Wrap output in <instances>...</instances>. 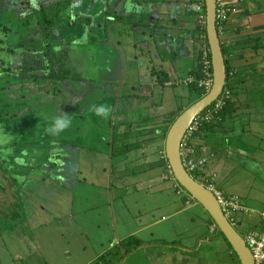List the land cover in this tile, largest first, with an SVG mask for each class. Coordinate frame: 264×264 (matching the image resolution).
I'll return each mask as SVG.
<instances>
[{"label":"rangeland","instance_id":"obj_1","mask_svg":"<svg viewBox=\"0 0 264 264\" xmlns=\"http://www.w3.org/2000/svg\"><path fill=\"white\" fill-rule=\"evenodd\" d=\"M40 1L42 0H0V187H5L3 191L0 189V264H98V257L108 251H123L121 243L127 239H121L136 226L137 220L133 216L137 214V211L142 213L143 220L148 218L152 223L156 222L157 227L153 229V225H151L145 232L141 231L138 236H143L146 244L143 242L145 245L143 244V247L135 251L132 250L133 253L128 256L126 261L121 257L116 264H151L149 260L153 258V251H162L161 247H158L161 242L159 241L157 244L153 239L159 237L172 239L173 233L170 235L172 237H167L164 233L165 228L173 227L170 225L172 222H174V226L182 229L183 235L181 236L188 238H181L183 247L189 251H197L189 256L191 264H201L197 260L205 254V251L208 253L204 257L207 264L209 262L222 263L223 260L220 259L224 253L230 251L223 238L220 243L213 244L214 247L206 248L205 243H197L198 239H189L190 235L205 236L201 234L205 231L208 232L207 227L210 224L209 215L197 201H195L194 207L188 206L189 208L183 209V213L172 214L171 207L174 203L182 207L184 204L183 197L176 192L180 186L174 181L175 179L170 177L169 165L166 167L165 157H161L163 145L154 148L153 155H159V158L153 159V165L147 162L150 166L148 169L144 163L139 165L141 158L137 154L132 155L134 151L128 155L110 157L111 133H115L119 138L124 134H128L129 137L132 134L129 127L132 126H141L145 130L154 129L155 131L157 127L149 128L147 123L151 122L150 119L154 112L169 128L171 125L169 119L173 115L168 111L174 110L176 118L179 113L178 107L184 109L198 99V94L194 93L188 84L195 81L199 63L202 65L204 75L208 72L212 79L213 73L210 71L212 63L209 62L208 68L205 66L204 55L205 53L208 55L209 49L205 40L204 20L198 21L197 17L195 6L197 0H189L197 19L194 35L190 37L195 47L194 68L186 77L192 81L184 83L186 78L185 81L179 80L178 82H183L185 85L169 89L167 96H163L168 101L169 107L166 108L169 110L163 108L157 111L153 105L154 110L151 109L140 115L143 120L133 123L126 122V125L127 123L131 125L126 129L122 128L121 132H117L115 126L112 130L110 125L111 129L104 136L106 137V146L109 148L105 150L100 145L99 139L93 138L99 137L102 133L101 125H98L94 117L98 115L96 109L106 106L107 99L116 98L114 95H120L117 100L119 106H122L124 98L122 95L127 93V89H131L128 82H134L132 85H135L139 76L135 72L129 71L124 76L125 73L119 72L115 64L109 63L107 67L104 61L108 59L110 62V58L117 55V50L112 48L113 50L109 51L108 48L106 52L103 45L101 50L100 47L97 50L95 61L84 62L81 59V63H87V70L79 72L78 67L76 69L77 65L70 64L66 60L71 55L72 59L77 61L75 59H79L86 51V41L78 47L79 41L75 36L71 37L69 41L54 40V43L58 41L57 43L61 44L56 49L59 61L53 62V71L45 69L46 62L39 64V66L41 65L40 70L32 69L36 61L34 55L37 52L35 50H33V57L28 59L29 65H26L25 56L29 55L31 46H37L38 51H41L49 42L47 38L49 32L45 34L41 31L36 22L35 15L41 4ZM86 31L84 28L81 32V39H85ZM77 34L79 33L74 35ZM136 38L137 34L135 33L121 36L120 44L123 49H126L127 57L131 56L133 49L138 51L140 48V43L135 42ZM73 50L76 52H72ZM97 55H99L98 58ZM142 64L141 62L140 65L142 66ZM68 65H71L69 69H67ZM111 70H114V73H111ZM193 71H195L194 74H192ZM55 73L59 78L62 77V84L66 85L65 79L70 81L69 84L71 80L76 84L71 88L75 93V99L78 102L88 99L91 110L87 113L84 106L77 105L80 118L74 119L73 116L69 118L67 115L71 124L58 134L61 143L59 141L56 143L47 142L48 138H45V134L49 133L50 127L36 128L38 134H30L32 136L29 135L28 140L24 142L13 138L14 134L11 130L7 132L6 128L13 125L15 118L28 113V108L24 104L28 107L31 105L25 102L26 98L30 95L34 97V94L37 95L41 90L52 89L49 83L53 78L50 76ZM81 73H85V77L78 76ZM68 76L71 80L67 78ZM148 80L145 79L143 82H148ZM200 80L202 79H199L198 83ZM121 81L124 82L122 88ZM33 85H39L44 89L39 91V89H34ZM120 89L122 94L119 93ZM48 95L44 98L42 106L53 105L52 103L63 104L65 102V105L69 103L65 96L53 98L51 91ZM113 99L110 101V112L113 106H116V100ZM52 100L53 102H51ZM95 104L96 109L94 108ZM29 112L33 114L35 110ZM36 113L38 112L36 111ZM47 115L52 119L47 122L52 124L54 120L52 113L48 112L43 117L47 118ZM62 115L60 117H64V114ZM30 119L34 120L33 117ZM92 125L94 127H91ZM5 138L7 139L5 140ZM85 139L87 140L85 141ZM8 140L11 142L7 143ZM29 141H33V144L32 142L28 143ZM31 146L36 148L37 158L29 163L26 161L29 156L25 153ZM48 152L51 155L45 159ZM118 163L122 170L120 173L116 171ZM138 165L141 169L136 168ZM1 167H5L3 169L7 172H3ZM157 168L158 170H156ZM159 176H162L161 180L158 178ZM146 179L148 183H146ZM152 180L153 190L150 195L145 194L146 190L139 191L140 187L150 186ZM154 181H157V184H154ZM134 189H138V191ZM244 191L245 186L239 190L240 193ZM250 194L258 195L253 190ZM115 195L116 198L111 199ZM147 196H150L151 199H148ZM260 197L259 199L262 201L257 202L258 205L264 204V195ZM39 199H43L44 203ZM10 201H18L21 212L20 219L11 220L8 217L10 213L7 215L2 213L3 205ZM161 201H166L168 206L155 208ZM255 203L256 201L253 199L249 203L247 202L248 205ZM200 217H203L204 224ZM189 219H193L195 223H190L193 226L187 229ZM236 231L240 235L239 231L242 230L238 231L237 229ZM153 243L156 246H153ZM198 244L200 246L196 248ZM131 248H133L132 245L126 249ZM197 254L200 257H197Z\"/></svg>","mask_w":264,"mask_h":264},{"label":"crops","instance_id":"obj_2","mask_svg":"<svg viewBox=\"0 0 264 264\" xmlns=\"http://www.w3.org/2000/svg\"><path fill=\"white\" fill-rule=\"evenodd\" d=\"M56 1L58 0H42L40 1L41 4L39 8L40 6L51 5ZM62 1H64L62 23L52 28V32L49 31L48 34L45 32L49 41L46 44L50 45L52 50L51 64H47L45 69L53 71V62L59 61L56 49H58L61 43H57V41L55 45L54 40L64 39L69 41L71 37L75 36L76 40L79 41L77 44L78 47L86 41V51L82 53L79 59H75L77 61H74L71 55L68 56L66 60L70 64L77 65L76 69L78 67L79 72H85L87 70V63H81V59L84 62L95 61V54L99 47L101 50V46L103 45V49H105L106 52L108 48L109 51H112V48L117 50V55L110 58V62H108V59L104 61L107 67L109 63L115 64L119 72L122 71L125 73L124 76L127 71L135 72V74L139 76L138 82L135 83L136 86L132 85L134 82H128L129 88L131 89H127V93L122 95V97H124L122 99V106H119L118 103V97H120V95H114L116 98L113 97L114 99H111L114 101L116 100V106H113L112 111H109L111 99H107V105L104 106V108L108 109L107 113L94 116L98 125H101L102 133H100L99 137L93 138L95 140L99 139L100 145L105 150L107 146L106 137L104 136L108 134L111 129L109 128L110 125L112 130H114L113 127L115 126L114 128L118 130L117 132H121L120 130L122 128L126 129L127 126L131 125L130 123L126 125V122L133 123L143 120L140 118L142 113L149 112L151 109H157V111L158 109H165L168 106V101L166 98H163V96H167V91L185 85L183 82L178 81H183L194 68L193 58L195 47L190 37L194 35V29L196 28V13L192 10L189 0ZM219 1L233 8V13L229 15L225 21L223 30L219 33L221 48L228 65L227 75L230 73L227 82L229 81L230 97L228 100L231 106L225 115L219 117V119L215 121L209 122L214 123L217 127L215 132L202 133L199 136H195L192 141L193 145L198 150L197 152L200 153L198 165L200 171L205 176L204 178L202 177L203 182L209 180L217 190L227 195L236 196L242 204L251 209H258L264 207V204H261V206L257 203L262 201L259 197L264 195V0ZM37 15L38 11L35 16L37 17ZM67 21H69L70 24L67 23ZM77 25L78 27H76ZM70 26L71 28H68ZM83 26L87 30L85 39L80 38L81 32L84 29ZM76 33L79 34L74 35ZM130 33L137 34L135 42L138 44L140 43V48H138V51L133 49L131 56L127 57L126 49L121 47L120 40L123 34L129 35ZM72 52L76 51L73 50ZM53 56H56V58H53ZM98 56L99 55H97V58ZM141 62L143 63L142 66L140 65ZM69 67H71V65H68L67 69H69ZM111 73H114V70H111ZM55 74L50 76L53 78L49 83L52 89H44L39 85H33L34 89H39V91L40 89L44 90H41L40 93L36 90L38 92L37 95L34 94V97L30 95L26 98L25 102L31 105L28 107V105L24 104L28 108V113L24 116L21 115L15 118L13 125L6 128L7 132L11 130L14 134L13 138L24 142L28 140L30 134H38V129L36 128L51 127L52 124L47 122L50 120L52 121L50 116L47 115V118L43 117L48 112L52 113L54 119L60 117L62 114H64V116L69 115V118L73 116L74 119H77L80 118V111L77 105L84 106L87 113L91 110L89 109L88 99L82 102H78V100L75 99V93H73L71 88L76 84L72 83L70 76L67 78L71 80L72 84H69L68 82L70 81L65 79L66 85H64L61 83L63 80L62 77L59 78L57 74ZM85 75V73H81L78 76L85 77ZM145 79H149L148 82H143ZM123 84L124 82L121 81V88ZM50 91L51 94H53V98L56 96L60 98L65 96L69 101L68 105H65L64 102V105L62 103H52L53 105L42 106L44 98L49 96L48 94ZM119 93L122 94L121 89ZM86 97L88 98V96ZM228 100H226V102ZM51 102H53V100ZM70 103H73V105H70ZM94 108L96 109V104ZM34 110L35 113L33 114L29 112H34ZM166 110L169 109L166 108ZM36 111L38 113H36ZM168 112L172 114L174 110ZM30 117H33L34 120H31ZM172 117H175V115L171 116V118ZM150 121L151 122H147L148 127H157L155 131L154 129L145 130L144 127L141 126L129 127V130H132V134L126 139L135 141V139L138 138L142 140V144L139 145L137 149L123 154L128 155L134 151L132 155L137 154L138 157L141 158L139 159L141 161L139 165L144 163L147 169L150 167L148 163L153 165V159L157 160L159 158V155H153L156 146L163 145L161 157L166 158L165 131L166 128H168L155 112ZM91 127H94V125ZM32 128H35V130ZM125 135L126 134H124L123 137ZM45 136V138H48L47 142L52 141L51 143H56L59 141L61 143L58 134H51V132H49L45 134ZM84 136L86 138V135ZM86 140L87 139H85V141ZM9 142L11 141L8 140L7 143ZM30 142L33 144V141H29L28 143ZM35 149L36 148L31 146L30 149L27 150L28 152L25 153L29 156L26 158L27 162L30 163L37 158ZM106 152L108 151L106 150ZM50 155L51 153L48 152L45 159ZM119 165L118 163V168L116 167L118 173L122 171ZM139 165L136 166V168L138 167L137 169H141ZM156 170H158V168ZM161 177L162 176H159L158 178L160 179ZM146 183H148L147 179ZM154 184H157V181H154ZM244 186L245 191L240 193L239 190H242ZM142 190H146L145 194L148 193L150 195V193H152L151 190H153V180L150 186L140 187L139 191ZM252 190L258 195H251L250 193ZM136 191H138V189ZM115 198L116 195L114 198L111 197V199ZM147 198L151 199L150 196H147ZM252 199L256 201L257 204L248 205L247 202L249 203ZM39 200L44 203L43 199ZM182 200L184 207L174 203L171 207L173 211L172 214H181V212L183 213L184 211L183 209L195 206V201H191L190 204L187 205L183 198ZM243 200L244 202H242ZM161 206L168 205L166 201H161L158 202L155 208H160ZM133 217L137 220V224L126 234L127 236L122 237V239L136 237L141 240V245L132 249L135 251L146 244L144 241L145 238L143 236H138V234L141 231L145 232L151 225H153V229L156 228L157 223H152L148 218L143 220L140 211H137V214ZM200 220L204 224L203 217H200ZM193 221V219H189L187 229L192 228L193 225L190 223L194 224L195 222ZM170 225L173 227L165 228L164 233L167 237H172L170 235L173 233V238L161 239L162 237H159L153 239L157 244H159V241L161 242L158 247H161L162 251H153V258L149 261L151 264H191L189 256L197 251H192L188 246L186 247L191 251L184 248L181 238H188L181 236L183 235L182 229L174 226V222L170 223ZM213 225L214 224H211V222L208 224L207 231L209 235L205 231L201 234L205 236H200V234L190 235L189 239H198L197 243H205V248L214 247L213 244L220 243L221 238H212L215 235L211 234V227H213ZM199 244L196 248L200 246ZM154 245L153 243V246ZM133 251L125 255L123 251L122 259L126 261ZM207 254L208 253L205 251V254L197 261L201 264H207L204 258ZM197 255V257H200L199 254ZM220 260H223V262H219L218 264H238L231 256L230 251L224 253ZM208 264L215 263L209 262Z\"/></svg>","mask_w":264,"mask_h":264},{"label":"water","instance_id":"obj_3","mask_svg":"<svg viewBox=\"0 0 264 264\" xmlns=\"http://www.w3.org/2000/svg\"><path fill=\"white\" fill-rule=\"evenodd\" d=\"M206 38L211 53L212 85L206 95L186 107L171 124L165 139V156L175 181L207 212L216 228L236 253L240 264H254L249 248L229 223L214 194L186 170L181 158L182 139L191 121L212 104L222 92L227 78L226 65L216 26V0H203Z\"/></svg>","mask_w":264,"mask_h":264},{"label":"built area","instance_id":"obj_4","mask_svg":"<svg viewBox=\"0 0 264 264\" xmlns=\"http://www.w3.org/2000/svg\"><path fill=\"white\" fill-rule=\"evenodd\" d=\"M203 3V0H197L195 6L197 10L198 21L202 19L205 23V11L203 9ZM231 13H233V8L231 6L227 5L222 1L216 0V26L219 32L223 30L225 21ZM204 58L205 66H207L208 68L209 61L207 59L206 53L204 55ZM205 75L207 78L200 80L198 85L203 86L205 89H207V91H209L212 85V79L210 78L211 75H209L208 72L205 73ZM227 76L228 77L226 78L225 86L218 98L208 107H206L203 111H201L191 121L183 136L181 144V158L183 161V165L190 174L195 169L196 163L193 159L188 157V154L186 152L183 151L186 145V141L195 131H197V129L203 123H209L219 119V112L224 107L226 100L230 97L229 81L227 82L230 73ZM185 80L184 83L192 81V79L188 78H186ZM169 174L170 177L174 179L170 170ZM201 183H203L214 194L220 208L222 209L229 223L236 230H242L239 231L240 236L243 238L246 246L249 248L254 260V264H264V207L258 209H251L242 204L236 196L227 195L217 190L211 181L205 180ZM176 192L182 197H185V203L187 205H189L190 202L193 200V198L184 189H182V187H179L178 191ZM214 231H216L215 225L211 227V232Z\"/></svg>","mask_w":264,"mask_h":264},{"label":"trees","instance_id":"obj_5","mask_svg":"<svg viewBox=\"0 0 264 264\" xmlns=\"http://www.w3.org/2000/svg\"><path fill=\"white\" fill-rule=\"evenodd\" d=\"M204 2V1H203ZM63 4L64 1L62 0H58L55 3L48 5V6H40L39 10H38V15H37V24L40 28L41 31L43 32H49L52 30V28L60 25L62 23V10H63ZM203 9L205 11V5L203 3ZM205 33V37H206V30L204 31ZM219 30H218V35H219ZM206 43H207V48L209 49L208 46V42H207V38H205ZM222 49V48H221ZM33 50H35L37 53L34 55V58H36V61L33 64L32 69L35 70H39L41 65L39 66V64H42L43 62H46L48 65L51 64V46L50 45H45V47L41 50L38 51L37 46H31V50L29 51V55L25 56V63L26 65H29V58L33 57ZM223 53V50H222ZM224 56V53H223ZM208 60L211 63V53L210 50L208 52ZM225 60V58H224ZM225 65H226V72H228V65H227V61L225 60ZM31 71H33L31 68H28ZM26 70V69H25ZM210 71L212 72V67H210ZM26 72V71H25ZM195 71H193L192 74H194ZM207 78L206 75H204L203 71H202V65L201 63H199L198 68L196 70L195 73V81H193L192 83H189V88L196 94H198V99H200L201 97H203L204 95L207 94V89H205L203 86H199L198 85V80L199 79H205ZM197 99V100H198ZM195 100V101H197ZM228 100V99H227ZM194 101V102H195ZM192 102V103H194ZM191 103V104H192ZM190 105V104H189ZM188 105V106H189ZM187 106V107H188ZM230 103L229 100L225 103L224 107L221 109V111L219 112V117H222L223 115H225V113L230 109ZM185 109V108H184ZM182 107L178 108V115L184 110ZM175 113H172V115L174 116ZM176 118L172 117L170 118V124H172L174 122ZM171 126V125H170ZM170 128V127H169ZM168 128H166L165 131V135H167L168 132ZM217 130V127L215 126L214 123H203L198 129L197 131H195L186 141V145L183 149L184 152H186L191 159H193L195 161V163H197L195 169L191 172L192 176L194 177V179L199 180L200 182H203L202 177L204 178V174L200 171V167L198 165L199 161H200V153H198L196 147L193 145V141L192 139L195 136H199L202 133L205 132H215ZM111 140H110V155L111 157H117V156H121L123 154H126L134 149H137L139 147V145L142 144V140L141 139H135V141H129L126 138H128V134H126L124 137H118L115 133H111ZM196 149V150H195ZM166 159V158H165ZM165 166L168 167V161L166 159V163ZM5 167H1V169H3ZM3 172H7L5 169L2 170ZM6 177V176H5ZM209 181V180H208ZM180 186V185H179ZM181 187V186H180ZM1 191H3L5 189L4 186L0 187ZM183 189V188H182ZM183 199L185 200V197H183ZM192 201H195L194 199ZM2 213L4 215H7V213H10L8 215V217L11 220H17L21 218V212H20V205L18 203V201H10L8 204L3 205V210ZM211 224H214V222L212 221V219L209 217ZM208 233V232H207ZM212 235H214V237L212 238H223V240L226 242L227 246L229 247L230 251H231V255L232 257L237 261L238 264H240V261L236 255V253L233 251L232 247L230 246V244L227 242V240L225 239L224 235L216 228V231L211 233ZM209 235V233H208ZM127 240H123L122 241V245H121V249H123L124 251V255L126 253H129L132 251V249H135L137 246H139L142 241L137 239L136 237H128L125 238ZM130 245L133 246V248L131 249H126L128 248ZM123 251H116V252H107L103 255H101L100 257H98V264H116L117 261L121 259V257H123ZM120 258V259H119Z\"/></svg>","mask_w":264,"mask_h":264},{"label":"clouds","instance_id":"obj_6","mask_svg":"<svg viewBox=\"0 0 264 264\" xmlns=\"http://www.w3.org/2000/svg\"><path fill=\"white\" fill-rule=\"evenodd\" d=\"M97 114H106L108 109L100 107L97 110ZM71 124V120L67 117H56L52 123V126L48 129L53 134H59L61 131L67 129ZM7 138H5L6 140Z\"/></svg>","mask_w":264,"mask_h":264}]
</instances>
